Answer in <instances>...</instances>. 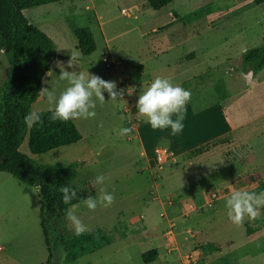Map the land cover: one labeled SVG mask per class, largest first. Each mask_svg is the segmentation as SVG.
<instances>
[{"label":"rangeland","instance_id":"374dc122","mask_svg":"<svg viewBox=\"0 0 264 264\" xmlns=\"http://www.w3.org/2000/svg\"><path fill=\"white\" fill-rule=\"evenodd\" d=\"M242 1L175 0L154 11L146 0H57L25 11L55 45L42 90L58 95L67 86L58 79L60 71H68L114 81L122 93L115 101L104 92L105 102L96 101L94 117L73 119L81 136L76 144L33 155L27 125L19 147L38 165L76 164L71 183L76 194L97 197L103 188L113 195L107 207L89 210L80 202L68 209L85 232L101 229L111 239L69 264H145L142 255L153 249L158 256L148 264H264V234L252 240L245 236V225H260L264 206L256 218L245 216L239 225L224 207L234 191L255 192L252 183L264 191V69L252 86L239 71L242 54L264 46V3L209 26L215 12ZM78 28H88L93 36L96 49L89 56L76 50L73 31ZM69 51L75 54L71 67L69 58L63 59ZM8 74L0 52V86ZM157 76L191 93L183 131L176 135L154 130L137 116L138 95ZM223 100L231 130L217 136L212 129L215 137L198 146L211 121L216 123L204 110ZM49 110L41 94L30 112ZM123 127L130 132L120 135ZM192 148L197 149L185 152ZM159 152L164 153L161 163L155 160ZM255 174L254 182L238 185ZM0 175L18 186L0 184V264H44L37 191ZM98 175L105 177L102 185L95 183ZM65 229L74 233L68 220ZM209 244L220 245V252H203L201 246Z\"/></svg>","mask_w":264,"mask_h":264},{"label":"trees","instance_id":"16d2710c","mask_svg":"<svg viewBox=\"0 0 264 264\" xmlns=\"http://www.w3.org/2000/svg\"><path fill=\"white\" fill-rule=\"evenodd\" d=\"M174 1L146 0L154 11H159ZM55 2L57 0H0V52L6 57L9 66L8 78L0 86V173L10 175L37 191L40 204L39 227L47 252L44 264H69L108 246L111 239L101 229L87 231L80 236L70 234L65 229L68 209L89 196L87 193H75L68 204L62 201L60 189L64 186L71 189L76 176V164L38 165L19 151L27 130L24 117L41 98L44 80L55 60L54 43L26 19L25 11ZM263 3L264 0H243L240 4L215 12L209 20V26L216 27ZM73 35L77 41L76 50L81 56H89L95 51L96 45L88 28H78L73 31ZM263 69L264 46L252 48L242 54L239 71L242 77L248 79V86L254 84V77ZM220 98H226L225 92H222ZM39 114L40 121L32 124L28 131L27 144L31 154H45L80 141L81 136L73 119L50 120V110ZM258 178L259 175L255 174L241 180L238 185L245 187ZM250 188L255 192L263 190V186L254 183ZM262 213L260 225H245L247 240L264 234V208ZM201 250L218 253L221 247L209 244L201 246ZM157 256V251L153 249L142 255V261L148 264L155 261ZM196 264H202V261Z\"/></svg>","mask_w":264,"mask_h":264},{"label":"clouds","instance_id":"9594fccd","mask_svg":"<svg viewBox=\"0 0 264 264\" xmlns=\"http://www.w3.org/2000/svg\"><path fill=\"white\" fill-rule=\"evenodd\" d=\"M74 59V56L70 57L67 62L68 67L73 65ZM58 79L67 81V86L58 95L54 89L41 90V94L50 105L49 119L53 121L94 117L96 101L105 102L104 92H107L110 99L115 101L122 95L114 81H105L99 76L90 75L89 72L85 75L60 71ZM190 96L191 93L188 90L173 84L169 78L157 76L138 95L135 105L137 116L143 118L154 130L170 129V134L176 135L183 131L186 104ZM24 119L25 123L31 126L39 122L41 117L38 112L33 111L29 112ZM129 132L130 129L127 127L120 129V135H126ZM104 180L103 175L95 177V183L98 185H102ZM60 191L65 204L75 197V192L68 186L62 187ZM100 193L97 197L87 196L82 203L89 210L96 209L98 205L107 207L112 203L113 195L103 188L100 189ZM261 206H264V191L256 193L237 190L226 199L224 204L228 219L236 225L241 224L245 216L250 219L256 218ZM66 219L71 222L75 235L80 236L85 233L86 226L71 211L66 213Z\"/></svg>","mask_w":264,"mask_h":264},{"label":"crops","instance_id":"0c3cea01","mask_svg":"<svg viewBox=\"0 0 264 264\" xmlns=\"http://www.w3.org/2000/svg\"><path fill=\"white\" fill-rule=\"evenodd\" d=\"M55 54V53H54ZM71 56H74L75 57V54H74V52L72 51H69V53L68 54H66V57L65 58H63V59H70V57ZM109 56V55H108ZM55 58H56V55H55ZM107 58V56L106 57H104L103 58V61H104V59H106ZM111 58V57H110ZM55 61V60H54ZM106 62H107V59H106ZM106 62H104V63H106ZM54 63V62H53ZM53 63H52V65H53ZM107 66V65H106ZM51 68H52V66H51ZM51 71V70H50ZM48 74H50V72L48 73ZM47 74V75H48ZM45 81V80H44ZM224 101V100H223ZM226 101H224V102H219L218 104H215V105H213V106H211L208 110H204V111H206L207 113H211L212 115H213V117H214V119L216 120V123L215 122H213V121H211V123L209 124V129L206 131V137L204 138V140L203 141H201L199 144H198V146H200V145H202V144H204L206 141H208V139H210L211 138V136H214L215 137V135H213V132H212V129H215L216 130V132H217V136H220V134L221 133H224L225 134V132L228 130V131H230L231 130V127H230V124H229V122H228V120H227V116H226V112H225V103ZM134 105H136V104H134ZM207 113H205V114H207ZM208 119H209V117H208ZM138 129V128H137ZM227 131V132H228ZM214 137H212V138H214ZM165 138H166V136H165ZM162 139H164L163 137H160V139L159 140H162ZM167 140V139H166ZM176 141V139H175V137H174V139H171V143L173 144V142L174 141ZM167 142H169L168 140H167ZM199 148V147H198ZM195 149H197V148H195ZM194 148H192V149H186V153L187 152H190V151H193V150H195ZM159 153H161L162 155L164 154L163 152H159ZM159 153H157V154H159ZM165 158V157H164ZM155 160H156V157H155ZM157 162V161H156ZM0 184H2V185H5L6 187V189H7V187L9 188V186L11 187L10 189H14V188H16V187H18L17 185H15L14 183H12L11 181H8V180H5V179H2V177H1V175H0ZM17 191V190H16Z\"/></svg>","mask_w":264,"mask_h":264},{"label":"built area","instance_id":"2783aa9c","mask_svg":"<svg viewBox=\"0 0 264 264\" xmlns=\"http://www.w3.org/2000/svg\"><path fill=\"white\" fill-rule=\"evenodd\" d=\"M104 62H106V59H104ZM156 161L157 163L163 162V155L161 153L157 154Z\"/></svg>","mask_w":264,"mask_h":264}]
</instances>
